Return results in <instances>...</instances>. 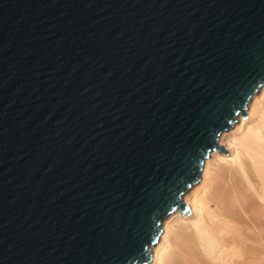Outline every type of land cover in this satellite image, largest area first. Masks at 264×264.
Returning <instances> with one entry per match:
<instances>
[{
  "label": "water",
  "instance_id": "95a60500",
  "mask_svg": "<svg viewBox=\"0 0 264 264\" xmlns=\"http://www.w3.org/2000/svg\"><path fill=\"white\" fill-rule=\"evenodd\" d=\"M264 84V0H0V264H147Z\"/></svg>",
  "mask_w": 264,
  "mask_h": 264
},
{
  "label": "bare ground",
  "instance_id": "6f19581e",
  "mask_svg": "<svg viewBox=\"0 0 264 264\" xmlns=\"http://www.w3.org/2000/svg\"><path fill=\"white\" fill-rule=\"evenodd\" d=\"M219 144L183 195L190 212L164 219L147 264H264V84Z\"/></svg>",
  "mask_w": 264,
  "mask_h": 264
}]
</instances>
